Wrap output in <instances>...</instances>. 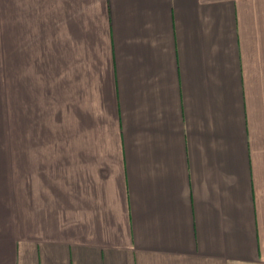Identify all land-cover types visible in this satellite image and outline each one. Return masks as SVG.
<instances>
[{
	"label": "crops",
	"instance_id": "crops-1",
	"mask_svg": "<svg viewBox=\"0 0 264 264\" xmlns=\"http://www.w3.org/2000/svg\"><path fill=\"white\" fill-rule=\"evenodd\" d=\"M8 54L0 264H264V0H0Z\"/></svg>",
	"mask_w": 264,
	"mask_h": 264
},
{
	"label": "rangeland",
	"instance_id": "rangeland-1",
	"mask_svg": "<svg viewBox=\"0 0 264 264\" xmlns=\"http://www.w3.org/2000/svg\"><path fill=\"white\" fill-rule=\"evenodd\" d=\"M6 58L5 74L0 77V165L4 166L2 172L6 173L7 186L4 188L8 196H13L15 190V163L16 156L20 155L21 162L25 167L31 163L29 148L34 146L32 140L36 130L32 132V106L20 102L18 105L15 98V68L13 54ZM62 112V107H56V114ZM32 118V119H31ZM35 125V123H33ZM37 127V126H36ZM61 136V135H59ZM61 140L59 139L58 142ZM23 149L19 150L18 147ZM18 148L17 152L16 149ZM28 150V151H26ZM17 153V155H16ZM29 178V170H27ZM27 181L24 179L23 184ZM18 187V186H17ZM22 193L24 205H28L24 213L29 218V187H18ZM17 188V189H18Z\"/></svg>",
	"mask_w": 264,
	"mask_h": 264
}]
</instances>
